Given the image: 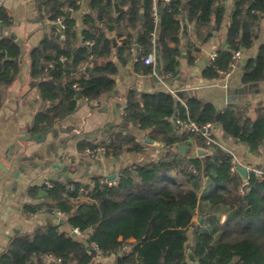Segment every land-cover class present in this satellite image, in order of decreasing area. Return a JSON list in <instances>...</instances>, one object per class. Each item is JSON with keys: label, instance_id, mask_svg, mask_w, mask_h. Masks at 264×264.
<instances>
[{"label": "trees", "instance_id": "16d2710c", "mask_svg": "<svg viewBox=\"0 0 264 264\" xmlns=\"http://www.w3.org/2000/svg\"><path fill=\"white\" fill-rule=\"evenodd\" d=\"M214 1L158 0L156 19L153 0H90L89 11L82 16L84 27L79 30L75 13L82 0H35L39 20L51 24L49 32L28 54L31 76L38 80L43 100L31 122L32 132L41 133L65 119L81 99L92 102L111 91L119 70L113 55L122 65L133 60L134 70L140 74L155 70L143 60L155 50L159 52L162 75L179 74L183 56L193 64L201 52L200 42L209 41L225 21L228 0L217 3L216 8ZM115 2L121 8L118 12ZM232 2L226 43L206 67L204 75L208 78L228 73L234 51L251 48L261 31L264 0ZM182 14L194 24L195 39L189 38L185 45L180 35ZM0 21L11 24L1 5ZM107 32H114V37H108ZM90 41L94 45L90 46ZM21 53L13 39L0 38V109L5 88L19 71L15 58ZM242 81H264V44L256 56L248 59ZM174 117L200 125L218 123L223 134L249 146L253 153L259 152L264 143L261 109L252 116L246 104L229 103L219 110L212 102L199 98L181 102L165 91L141 94L131 90L126 96L122 123L110 127L99 141L82 138L79 150L105 145L108 155L114 157L124 152H143L146 141L139 140L128 126L134 123L147 132L146 137L163 143L171 153L126 165L116 185L94 176V185L58 178L51 180L52 186L29 187L30 197L45 190L49 200L27 202L26 213L60 210L70 227L78 228L81 235L73 236L71 230L61 229L59 224L39 225L31 232L13 236L0 253V264H52L46 261L47 255L61 258L63 264H89L96 254L93 242L98 243L102 255L129 245L117 264H264V176L251 172L245 183L234 169V155L229 148L208 143L204 135H196L193 142L194 134L177 125ZM215 131L214 127L211 135L216 139ZM179 145L187 150L181 152ZM196 148L205 150V154L199 155ZM197 211L203 216L200 222L193 219ZM222 213H226L224 220ZM161 231L170 238L164 248L153 242ZM189 248L197 263L189 259Z\"/></svg>", "mask_w": 264, "mask_h": 264}, {"label": "crops", "instance_id": "0c3cea01", "mask_svg": "<svg viewBox=\"0 0 264 264\" xmlns=\"http://www.w3.org/2000/svg\"><path fill=\"white\" fill-rule=\"evenodd\" d=\"M30 2L35 0H0V5L7 11L11 20L10 25L0 26V38L8 37L7 29L10 28L24 41V50L15 58L18 59L19 71L13 82L5 88L4 103L0 109V253L7 248L13 236L31 232L42 224H54L56 216L54 213L39 211L31 214L24 211V205L27 202L37 204L49 200L45 190L40 191L35 198L30 197L29 187L43 186L45 181L49 182L58 178L92 183L94 176L108 177L115 174L117 177L126 165L171 153L163 143L155 142H146L144 151L139 152L141 158L135 159L131 157V152H124L119 157L94 159L83 155L82 150H79L78 142L82 138L99 141L107 134L110 127L122 123V114L129 91L134 90L141 94L165 91L173 94L181 102L189 98H199L212 102L219 110L224 109L229 103L246 104L252 116L256 115L257 109L264 111V81L253 83L242 81L244 72L242 62L256 56L259 47L264 44V15L260 34L253 46L243 51L239 66L217 78H208L204 75L210 63L211 53L225 46L226 43L228 21L233 6L232 0H228L226 2L228 11L221 29L216 31L206 43L200 42L201 52L193 64H189L185 56L181 58L179 74L159 75L155 70L140 74L135 72L134 63L122 65L113 55L112 58L117 62L119 70L115 75L116 83L111 91L92 102L81 99L77 109L62 120L61 130L66 131H60L57 137L50 133L44 142L18 140L19 129L32 122L31 116L36 115L43 104L38 93V80L31 76V60L28 54L49 32L51 24L47 21L44 26L40 20H33L38 17V12L37 6L34 11L29 10ZM219 2L223 0H215L213 6L216 8ZM83 4L84 0L80 10L75 13L79 30L84 27ZM180 18L183 26L180 35L185 45L189 38L195 39L194 24L189 22L185 14H182ZM114 35V32H107L110 38ZM134 50H137V42H135ZM157 51H153L155 57ZM99 61H103V58ZM157 64L156 59L152 64L155 69ZM36 97H39L38 101H35ZM128 126L139 140L145 142L147 132L139 130L134 123H129ZM215 134L217 142L229 148L237 156L239 165L260 166L264 169V143L259 152L253 153L249 146L229 135H224L220 130H216ZM25 158L31 160H25ZM29 162L36 163L38 167L33 170L31 167L28 169L26 165ZM58 167H60L59 170H57ZM221 218L224 220L226 213H222ZM193 219L196 222L201 221L198 211ZM69 228V223L61 226L63 230ZM167 240H170L169 236L161 231L153 242L159 248H164ZM129 248L128 245L116 252L102 255L95 264H117L122 251ZM45 259L50 262L48 256Z\"/></svg>", "mask_w": 264, "mask_h": 264}, {"label": "built area", "instance_id": "2783aa9c", "mask_svg": "<svg viewBox=\"0 0 264 264\" xmlns=\"http://www.w3.org/2000/svg\"><path fill=\"white\" fill-rule=\"evenodd\" d=\"M153 1H154V8H155V18L158 19V10H157L158 0H153ZM164 1H169V0H164ZM60 26L62 28H64V25L61 23H60ZM153 42L156 43V32L153 33ZM94 43H95L94 41L89 42L90 46L94 45ZM243 51H244L243 49H238V50L234 51L232 59H231L230 64H229L230 70H233L239 66V64L242 60V57H243ZM217 55H218L217 51H214L213 53H211L210 62L214 61L216 59ZM61 59L64 60L65 57L62 56ZM143 60L147 64H154L155 60H156L155 53L150 52L149 54H147L143 58ZM74 87L76 89H80L78 84H75ZM175 123L184 129L190 130L194 134L193 138L191 139L193 142L196 141V139H195L196 135H204L207 138L208 143H218L217 139L213 138L211 135L212 131L214 130V127H215L214 124H212V123H206L204 125H200L199 123H197L194 120H190V119L189 120H181L178 117H176ZM196 150H198V149L196 148ZM82 153H83V155H85L89 158H94V159H102V158H107V157L113 156V155H108L107 148L105 145H98L94 149L91 147H85L83 149ZM233 155H234V153H233ZM233 162H234L235 167L237 165H239L236 155H234ZM235 167H234V169H235ZM247 168L249 170V176H250L251 172L257 176H260V177L264 176V169H261L257 166H250ZM101 181L104 183H107L108 185H116L119 181V176H117L115 179H109L108 177H103L101 179ZM46 183L48 186H52L51 181L46 182ZM245 183H247V182H245ZM91 184L94 185L93 182ZM71 189H74V185L71 186ZM84 191H85L84 192L85 194L88 193V189H85ZM82 197L85 198L86 196H82ZM53 213L59 217L63 216V213L60 210H55ZM73 230H75L77 232V234H81V231L78 228H73ZM92 248L95 250L96 254L94 255L92 261L89 264H95V262L102 256V250L99 247L98 243L93 242ZM47 256L49 257L50 262L52 264H63L61 258L56 257L54 255H47Z\"/></svg>", "mask_w": 264, "mask_h": 264}, {"label": "water", "instance_id": "95a60500", "mask_svg": "<svg viewBox=\"0 0 264 264\" xmlns=\"http://www.w3.org/2000/svg\"><path fill=\"white\" fill-rule=\"evenodd\" d=\"M83 5H84L83 14H85L86 12L89 11L90 0H84V4ZM115 7H116L117 11L120 10V7H119V5H118L117 2H115ZM35 9H36L35 2H30L29 3V10L30 11H34ZM69 14H71V11H69ZM33 20L39 21V17H35V19H33ZM45 25H46V23H44V26ZM57 25L59 27H61L60 26V23H58ZM0 26H3V23L1 21H0ZM0 35H1V32H0ZM7 36L9 38L15 40L19 44V46L21 47V49L24 50V41H23V39L16 32H14L10 28H8L7 29ZM80 43H83V38L80 39ZM158 58H159V52L157 51L156 52V59H157L158 64L156 66L155 71H156L157 74L162 75V67H161V63L159 62ZM15 60L18 61V59H15ZM133 63H134V61L131 60L130 61V65H132ZM242 63H243L242 64V68L245 69L246 64H247V60H244ZM34 84L35 83H33V85ZM32 87H34V86H32ZM78 94L81 95L80 92H78ZM38 100H39V97H36V100L35 101H38ZM34 116H35V114H33L31 116L30 121H32L34 119ZM174 121H176V117H174ZM61 123H62V120L58 121L53 127L48 128V129H45L41 133L35 134V133L32 132V126H31V123L29 122L25 127L19 129L20 135L18 137V140H34L36 142H44V141L47 140V137H48V135L50 133H53V135H55V137H57V135H58V133L60 131H66V130H61V127H60ZM215 129L221 131V128H220V126H219L218 123L215 125ZM224 135L227 136V134H224ZM145 141L146 142H153L152 139H150L149 137H145ZM179 148H180V151L181 152H185L187 150L184 145H179ZM197 152H198L199 155H201V154H205L206 151L203 150V149H199ZM130 154H131V157L133 159H135V158H141V154L139 152L131 151ZM25 160H31V159L25 158ZM26 166H27L28 169H29V167H31L32 170L33 169H36L38 167V165H36V163H33V162H29V164L26 165ZM59 169H60V167L57 168V170H59ZM64 169H67V167H64ZM235 169L240 173V175H241V177H242V179H243L244 182H248L249 181V170H248V168L246 166H244V165H237L235 167ZM108 178L109 179H115L116 178V175L114 174V175L108 176ZM46 185H47V183L44 182L43 183V186H46ZM202 219H203V216L200 215V220H202ZM54 224H59V225L63 226V225L68 224V221L64 217L55 216ZM68 230H71L72 231V235L73 236H77L78 235L77 232L75 230H73L72 227H70ZM190 245H191V243H187V246L188 247H190ZM188 257H189V259L191 261H194V262L197 263V261L195 259V256H194V253H193V250L191 248L188 249Z\"/></svg>", "mask_w": 264, "mask_h": 264}]
</instances>
